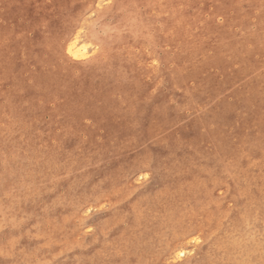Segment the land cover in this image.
Returning a JSON list of instances; mask_svg holds the SVG:
<instances>
[{
    "label": "rangeland",
    "instance_id": "obj_1",
    "mask_svg": "<svg viewBox=\"0 0 264 264\" xmlns=\"http://www.w3.org/2000/svg\"><path fill=\"white\" fill-rule=\"evenodd\" d=\"M259 1L0 0V264H264Z\"/></svg>",
    "mask_w": 264,
    "mask_h": 264
},
{
    "label": "bare ground",
    "instance_id": "obj_2",
    "mask_svg": "<svg viewBox=\"0 0 264 264\" xmlns=\"http://www.w3.org/2000/svg\"><path fill=\"white\" fill-rule=\"evenodd\" d=\"M57 4V3H56ZM258 5V4H257ZM259 6L260 7H258V9H259V11H260V13L261 12H263L264 13V0H261V1H259ZM255 7V6H254ZM259 26L260 27H258V31H259V34H257L256 36H253V35H249V33H248V31L246 30L245 31V36H244V38H243V42L246 44V43H249V41H252L254 44H255V50L256 51H258V52H262V53H264V49H263V46H264V18H260L259 19ZM121 27V26H120ZM247 27V25H245V28ZM66 32H64V34H65ZM71 34L69 33L68 35H64V37H66V38H69V40L70 39H72V37L73 36H70ZM76 37V36H75ZM74 37V38H75ZM80 36L78 35L75 39H73V40H71L70 42H69V44H68V47H67V54L72 58V59H79V58H81V57H83L85 54H84V52H83V48L85 49V47H82V44H80L82 41H80V38H79ZM114 39V38H113ZM172 40V39H171ZM85 41V40H84ZM119 43H121V42H119ZM118 44V43H117ZM120 45V44H119ZM115 46V45H114ZM56 48V47H55ZM122 47H120V49H121ZM116 50V49H115ZM114 50V51H115ZM244 50V49H243ZM121 51V50H120ZM179 51V50H178ZM116 52V51H115ZM120 53V52H119ZM118 52H117V54H119ZM114 56V55H113ZM119 56V55H118ZM126 57H128V56H126ZM128 59H130V58H128ZM118 60H120V59H118ZM121 61V60H120ZM250 56L247 54V52L246 53H244L243 52V61H242V63H243V81H244V86L245 87H247V85L249 84L248 82V71H249V68L248 67H250L251 66V63H250ZM111 63H113V61L111 62ZM122 63V62H121ZM125 63V62H124ZM124 63H122V64H120V65H122V66H124L123 64ZM192 65H194V64H192ZM109 66V65H108ZM262 66V65H261ZM120 66L118 65V63L116 64V63H113L111 66H110V70H109V72L110 71H113V72H115L116 74L118 73V72H121L122 73V71L120 70V68H119ZM129 67H130V65H129ZM109 68V67H108ZM107 69V68H106ZM106 69H104V70H106ZM128 69V68H127ZM189 69V68H188ZM95 71L97 70V69H94ZM103 70V71H104ZM131 70V69H130ZM124 72V71H123ZM93 73H96V77H98L97 76V72H93ZM92 73V71L91 70H89V69H87V68H82L81 69V71H80V77L78 78V79H74L73 77H71L70 75V72H69V75L67 76L68 78L67 79H64V82L62 83V90L64 91V94L66 95V99L67 100H69L68 101V103L71 105V103L73 102V98H75V97H77L78 96V92L81 90H83V89H86V88H88V87H90V85L87 83V81L89 80V79H93L91 76H93L94 77V75L95 74H93ZM48 74H52V75H55V73H51V72H49ZM45 75V77L44 78H46V79H51V80H53V82H54V77H52V75L51 76H49V75ZM110 74H112V73H110ZM132 74V73H131ZM57 75H59V74H57ZM79 75V74H78ZM125 75H127V72L125 73ZM124 75V76H125ZM44 76V75H43ZM60 76V75H59ZM101 76V75H100ZM101 77H103V76H101ZM126 77V76H125ZM41 79H39V80H42V76L40 77ZM118 79H121V80H123L124 78L121 76V75H119L118 74ZM90 80V81H91ZM97 80V79H96ZM95 80V81H96ZM104 80V79H103ZM108 80V79H107ZM46 81V80H45ZM94 81V80H93ZM217 81V80H216ZM60 82H62V81H60ZM110 82L111 83H114L115 81H113L112 79L110 80ZM47 83V82H46ZM57 83V82H56ZM98 83V82H97ZM210 83V82H209ZM93 84V83H92ZM211 84V83H210ZM94 85V84H93ZM106 85V84H105ZM109 86V85H108ZM129 86V85H128ZM217 86H218V84H217ZM209 88H211V87H209ZM220 88V87H219ZM107 89V88H106ZM138 89V88H137ZM94 90V89H93ZM96 91H97V89H95ZM95 91V92H96ZM108 91V90H107ZM111 92H113V90L111 91ZM107 93H109V92H107ZM138 93V92H137ZM81 94V93H80ZM96 94V93H95ZM105 94H106V91H105ZM207 94H208V92H207ZM99 95V94H98ZM82 96H83V92H82ZM103 96H105V95H103ZM103 96H100V97H102L103 98ZM111 96H112V94H111ZM208 96V95H207ZM206 96V97H207ZM247 95L245 94V96L243 97V102H246V100L247 99H245V97H246ZM86 97V96H85ZM101 98V99H102ZM208 98V97H207ZM89 99V98H88ZM103 99H105V98H103ZM112 99V98H111ZM98 100V99H97ZM219 101H220V99H219ZM76 102V101H75ZM116 102V101H115ZM98 103H100L99 101H98ZM103 103V102H102ZM107 103V102H106ZM109 103H111V102H109ZM128 103V102H127ZM74 104V103H73ZM81 104H82V102H81ZM80 105V104H79ZM114 105V104H113ZM113 105H112V107H113ZM62 106V105H61ZM86 106V105H85ZM84 106V107H85ZM88 106V105H87ZM111 106V105H110ZM109 106V107H110ZM73 107H74V105H73ZM78 107V106H77ZM90 107V106H89ZM100 107V106H99ZM102 107V106H101ZM76 108V107H75ZM116 108V107H115ZM81 109H83V108H81ZM101 109V108H100ZM102 109L104 110V108L102 107ZM62 110H64L67 114H71L72 113V108H70V107H68V105H64L63 107H62ZM86 110V109H85ZM92 110V109H91ZM108 110V109H107ZM97 111H98V109H97ZM105 112V111H104ZM110 113V112H109ZM111 118V117H110ZM109 118V119H110ZM116 118V117H115ZM119 118V117H118ZM102 120V119H101ZM118 121V120H117ZM203 121V120H202ZM203 123H204V121H203ZM111 124V123H110ZM119 126V125H118ZM115 128V127H114ZM112 129V128H111ZM28 136H30V135H28ZM33 139H35V138H33ZM30 141H31V139H30ZM32 142V141H31ZM30 142V143H31ZM263 143V142H262ZM32 146V145H31ZM33 147V146H32ZM34 151V150H33ZM35 152V151H34ZM33 153V152H32ZM197 153V152H196ZM200 153V152H199ZM35 154V153H34ZM29 155V154H28ZM193 155H194V153H193ZM30 156V155H29ZM59 156V155H58ZM56 158V157H55ZM29 159V158H28ZM31 160H32V158H30ZM61 160V159H60ZM87 160V159H86ZM30 161V160H29ZM68 161V160H67ZM166 161V160H165ZM37 162V161H36ZM56 162V161H55ZM61 162V161H60ZM169 162V161H168ZM165 163V162H164ZM168 165V164H167ZM54 166H56V165H54ZM57 167V166H56ZM245 167V166H244ZM166 169V168H165ZM167 169H168V167H167ZM75 170V169H74ZM9 172H11V169H10V171ZM15 172V171H14ZM16 173V172H15ZM12 174V173H11ZM199 183V182H198ZM32 186H34V185H32ZM181 186V185H180ZM198 186V185H197ZM253 186V185H252ZM36 187V186H35ZM34 187V188H35ZM182 187H183V185H182ZM260 187V186H259ZM5 188V187H4ZM165 188V187H164ZM198 188V187H197ZM8 189V188H7ZM33 189V188H32ZM202 189V188H201ZM259 189V188H258ZM6 190V189H5ZM116 190V189H115ZM119 190V189H118ZM164 191H165V189H163ZM167 190H169L168 188H167ZM176 190H178V189H176ZM187 190V189H186ZM260 190H261V188H260ZM264 190V189H263ZM262 190V191H263ZM164 191H162V192H164ZM115 192V191H114ZM117 192H119V191H117ZM161 192V193H162ZM176 192V191H175ZM126 193V192H125ZM165 193V192H164ZM174 193V192H173ZM183 193V192H182ZM203 193V192H202ZM113 194H115V193H113ZM123 194V193H122ZM127 194V193H126ZM150 194V193H149ZM181 194V193H180ZM253 194V193H252ZM7 195V194H6ZM158 195V194H157ZM255 195V194H254ZM147 196V195H146ZM108 197V196H107ZM124 197H125V195H124ZM153 197V196H152ZM159 197V196H158ZM200 197V196H199ZM254 197V196H253ZM118 198H120V197H118ZM174 198V197H173ZM250 198V197H249ZM251 198H252V195H251ZM250 198V199H251ZM141 199V198H140ZM143 199V198H142ZM152 199H154V198H152ZM196 199V198H195ZM137 200H139V199H137ZM198 200H199V198H198ZM249 200V199H248ZM254 200V199H253ZM10 201V200H9ZM147 201V200H146ZM145 201V202H146ZM141 202V201H140ZM150 202V201H149ZM172 202V201H171ZM174 202V201H173ZM252 202V201H251ZM256 202V201H255ZM167 203V202H166ZM244 203H245V201H244ZM257 203V202H256ZM3 204V200H0V206ZM140 204V203H139ZM176 204V203H175ZM193 204V203H192ZM248 204V203H247ZM247 204H246V206H247ZM138 205V204H137ZM137 205H136V207H137ZM149 205H151V204H149ZM177 205V204H176ZM189 205H191V204H189ZM200 205V204H199ZM207 205V204H206ZM243 205V204H242ZM245 205V204H244ZM258 204H256V206H257ZM173 206V205H172ZM192 206V205H191ZM252 206V205H251ZM255 206V207H256ZM140 207H141V205H140ZM193 207V206H192ZM197 208V207H196ZM244 208V207H243ZM246 208V207H245ZM16 209V208H15ZM142 209V208H141ZM200 209H202V208H200ZM249 209V208H248ZM260 209H262V208H260ZM150 210V209H149ZM155 210V209H154ZM157 210V209H156ZM184 210V209H183ZM195 210V209H194ZM193 210V211H194ZM205 210V209H204ZM207 210V209H206ZM171 212H173L172 210H170ZM193 211L191 212V211H189L190 212V214L191 213H193ZM256 211V210H255ZM12 212V211H11ZM140 212V211H139ZM178 212V211H177ZM249 212V211H248ZM7 213H8V211H7ZM167 213H169V212H167ZM185 213V212H184ZM204 213V212H203ZM260 213V212H259ZM262 213V212H261ZM141 214V213H140ZM164 214H166V213H164ZM163 214V215H164ZM171 214V213H170ZM198 214V213H197ZM196 214V215H197ZM244 214H245V212H244ZM247 214V213H246ZM252 214V213H251ZM167 215V214H166ZM172 215H174V214H172ZM202 215V214H201ZM249 215V214H248ZM7 216V215H6ZM9 216H10V214H9ZM169 216V215H168ZM168 216L166 217V218H168ZM187 216V215H186ZM190 217H191V215H189ZM206 216V215H205ZM211 216V215H210ZM141 218H143L142 217V215L140 216ZM148 217V216H147ZM146 217V218H147ZM183 217V216H182ZM206 217H208V216H206ZM215 217V216H214ZM251 217V216H250ZM256 217V216H255ZM145 218V217H144ZM163 218V217H162ZM162 218H160V219H162ZM181 218V217H180ZM198 218V217H197ZM200 218V217H199ZM240 218H241V215H240ZM253 218V217H252ZM173 219H175V218H173ZM194 219H195V217H194ZM222 219V218H221ZM238 219V218H237ZM258 219V218H257ZM153 220V219H152ZM157 220V219H156ZM165 220V219H164ZM207 220V219H206ZM248 220V219H247ZM161 220H159V222H160ZM175 220H173V222H174ZM209 221H210V219H209ZM238 221V220H237ZM218 222V221H217ZM220 222V221H219ZM222 222V221H221ZM262 222V221H261ZM156 223V222H155ZM158 223V222H157ZM167 223V222H166ZM255 223H256V221H255ZM259 223V222H258ZM161 224V223H160ZM175 224V223H174ZM218 224V223H217ZM225 224V223H224ZM224 224H222V226L224 225ZM234 224H236V223H234ZM233 224V225H234ZM239 224V223H238ZM237 224V226L239 227V225ZM264 224V223H263ZM162 225H165V224H162ZM161 225V226H162ZM215 225V224H214ZM227 225V224H226ZM160 226V225H159ZM219 226V225H218ZM227 227H229V226H227ZM235 227V226H234ZM238 227H236V228H238ZM240 227H242V226H240ZM244 227V226H243ZM258 227V226H257ZM214 228V227H213ZM158 229V228H157ZM160 229H162V228H160ZM223 229V228H222ZM218 230V229H217ZM226 230V229H225ZM236 230V229H235ZM243 230V229H242ZM160 231V230H159ZM210 231V230H209ZM222 231V230H221ZM229 231V230H228ZM248 231V230H247ZM220 232V231H219ZM234 232H236V231H234ZM244 233H245V231H244ZM247 233V232H246ZM245 233V234H246ZM216 234V233H215ZM220 234V233H219ZM222 234V233H221ZM224 234V233H223ZM223 234H222V236H223ZM234 234V233H233ZM249 234V233H248ZM241 235V234H240ZM244 235V234H243ZM216 236V235H215ZM220 236V235H219ZM219 236H217V237H219ZM249 236V235H248ZM226 237V236H225ZM228 237H230V236H228ZM227 237V238H228ZM232 237V236H231ZM222 238V237H221ZM224 238V237H223ZM247 238V237H246ZM219 239V238H218ZM234 239V238H233ZM232 239V240H233ZM241 239H242V237H241ZM250 239V238H249ZM249 239H248V241H249ZM252 239V238H251ZM259 239V238H258ZM220 240H222V239H220ZM247 240V239H246ZM254 240V239H253ZM218 241V240H217ZM225 241V240H224ZM234 241H235V239H234ZM239 241V240H238ZM243 241H245V240H243ZM216 242V241H215ZM258 242H259V240H258ZM262 242V241H261ZM261 242H260V244H261ZM224 243V242H223ZM223 243L220 245L221 247H222V245H223ZM236 243V242H235ZM242 243V242H241ZM253 243V242H252ZM220 244V243H219ZM230 244H231V242H230ZM229 244V245H230ZM244 244V243H243ZM256 244V243H255ZM216 245H218V242H217V244ZM248 245H251V244H248ZM247 245V246H248ZM219 246V247H220ZM232 246H234V245H231V248H232ZM235 246H237L238 247V245H235ZM255 246V245H254ZM251 247V246H250ZM256 247H258V244H257V246ZM224 248H225V246H224ZM242 248V247H241ZM262 248V247H261ZM234 249V248H233ZM251 249H253V248H251ZM250 249V250H251ZM224 250V249H223ZM222 250V248H221V251H223ZM227 250H228V248H227ZM231 250V249H230ZM229 250V251H230ZM217 251V250H216ZM233 252V251H232ZM231 252V253H232ZM215 253V252H214ZM239 253H241V252H239ZM255 254V253H254ZM205 256V255H204ZM217 256V255H216ZM221 256V255H220ZM219 256V257H220ZM247 256V255H246ZM245 256V257H246ZM250 256V255H249ZM207 257H209V256H207ZM210 258H212V257H210ZM224 258H226V257H224ZM229 258H230V256H229ZM249 258V257H248ZM231 259H233V258H230L229 260H231ZM250 259V258H249ZM228 260V259H227ZM235 261V260H234ZM216 262V261H215ZM218 262V261H217ZM222 262V261H221ZM226 262H228V261H226ZM237 262V261H236ZM212 263V262H211ZM257 263V262H256ZM228 264V263H227ZM233 264H235V262L233 263ZM259 264V263H258Z\"/></svg>",
    "mask_w": 264,
    "mask_h": 264
}]
</instances>
